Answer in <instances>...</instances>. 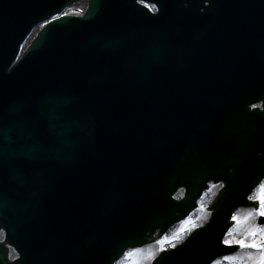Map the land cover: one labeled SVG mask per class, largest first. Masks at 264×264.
Wrapping results in <instances>:
<instances>
[{
  "label": "water",
  "instance_id": "95a60500",
  "mask_svg": "<svg viewBox=\"0 0 264 264\" xmlns=\"http://www.w3.org/2000/svg\"><path fill=\"white\" fill-rule=\"evenodd\" d=\"M79 1L0 0V229L7 231L0 264H115L187 218L213 181L224 188L208 224L153 262L211 264L226 249L235 211L259 207L249 196L264 179V111L249 106L264 100V84L240 66V50L252 56L257 49L239 44L235 22L224 43L205 26L224 15L235 19L238 3L264 0H143L157 4V14L139 0H89L83 16L45 26L13 66L36 26ZM181 27L191 36L175 34ZM188 90L222 108L223 98L246 97L238 100L239 133L232 139L202 120L189 141L185 135L151 147L150 140H171L181 125L175 114L152 111L146 98ZM196 128L222 147L199 154ZM28 185L30 195L22 192ZM180 188L186 195L174 200ZM97 189L102 212H93ZM54 232L68 243L62 253ZM7 244L19 260L8 259Z\"/></svg>",
  "mask_w": 264,
  "mask_h": 264
},
{
  "label": "rangeland",
  "instance_id": "374dc122",
  "mask_svg": "<svg viewBox=\"0 0 264 264\" xmlns=\"http://www.w3.org/2000/svg\"><path fill=\"white\" fill-rule=\"evenodd\" d=\"M88 0H83L82 2L73 4L66 9L64 14L71 15H81L87 9ZM41 29L39 27L29 38V40L24 44L23 50L27 48L30 41L36 36L38 31ZM258 106V105H257ZM222 188V184L212 185L208 190H206L199 201L198 209L185 221L174 226L169 232L159 241L147 247L135 250H129L123 256V258L117 264H152L154 258L164 249L174 248L180 244L184 239L197 227H200L207 223L211 213L208 208L211 206L219 190ZM184 195V190L178 191L176 197L181 199ZM251 200L259 201L260 206L258 210L253 208L250 209H239L233 216L235 221L234 226L230 230L227 239L228 243H240L244 241L243 250L238 252L237 257L241 259L238 264H247L249 261L253 260L252 264H259L261 259L264 258V254L258 258L250 254L247 248L251 247L254 242L260 243L264 241V227L258 225V218L260 215H264V181L257 187V189L250 196ZM5 235L3 232L0 234V239H4ZM11 257L16 258L18 256L17 252L12 248ZM247 254L249 259H247ZM221 260H217V264H220Z\"/></svg>",
  "mask_w": 264,
  "mask_h": 264
},
{
  "label": "bare ground",
  "instance_id": "6f19581e",
  "mask_svg": "<svg viewBox=\"0 0 264 264\" xmlns=\"http://www.w3.org/2000/svg\"><path fill=\"white\" fill-rule=\"evenodd\" d=\"M83 1V0H82ZM81 1V2H82ZM40 25H42V24H39L38 26H36L35 27V29H34V31H36L38 28H39V26ZM164 97L160 100V103H164V104H167V105H169V107H171V108H173V109H175V98L173 97V96H171V95H163ZM260 102H258V103H255V104H253V105H251L252 106V109H255V108H257V109H260V111H264V106H263V104H259ZM257 104H258V106H257ZM250 106V107H251ZM254 107V108H253ZM254 122V121H253ZM245 124H248V126H247V128H250V129H252V128H254V127H252V125H251V123L250 122H246ZM254 132L253 131H250V132H248V135H250V134H253ZM99 196H100V194H99ZM105 197H107L106 195H104ZM96 200H98V199H96ZM82 232V231H81ZM80 232V233H81ZM68 238L69 239H73V236L72 235H70V236H68ZM33 240H34V242L36 241V237H34L33 238ZM73 240H76V239H73ZM56 244V246H55V248L57 249V250H59V252L60 253H62L63 251V247L59 244V243H55ZM54 244V245H55ZM34 249V248H33ZM43 248H38V250L37 249H35V251L37 252V253H39V252H43V251H47V249H44V250H42ZM135 249H137V248H130L129 250H135ZM128 250V251H129ZM68 255V254H67ZM67 255H65V256H63V257H67ZM49 258L51 259V257L49 256ZM57 260H56V258L54 259V261H50V262H56ZM48 263V264H51V263Z\"/></svg>",
  "mask_w": 264,
  "mask_h": 264
},
{
  "label": "flooded vegetation",
  "instance_id": "af4514ba",
  "mask_svg": "<svg viewBox=\"0 0 264 264\" xmlns=\"http://www.w3.org/2000/svg\"><path fill=\"white\" fill-rule=\"evenodd\" d=\"M228 243V242H227ZM228 244H239V243H228ZM240 245V249H239V252L240 251H242L244 248H243V245H241V244H239ZM249 250V251H248ZM247 251L248 252H250V254H252L253 256H251V257H254V256H256V257H260L261 256V253L262 254H264V250H262V251H257V250H255V248H254V246H251V247H249V248H247ZM237 254H238V252L237 253H235V254H233V255H229V256H225V257H223V258H221L220 260H221V262H220V264H238V262L241 260V259H239L238 257H237ZM247 256H248V254H247ZM247 259H249V256L247 257ZM252 262H253V260L251 261H249V263H247V264H252ZM217 264V263H216ZM257 264H259V261L257 260Z\"/></svg>",
  "mask_w": 264,
  "mask_h": 264
},
{
  "label": "snow or ice",
  "instance_id": "6c2138e0",
  "mask_svg": "<svg viewBox=\"0 0 264 264\" xmlns=\"http://www.w3.org/2000/svg\"><path fill=\"white\" fill-rule=\"evenodd\" d=\"M240 243L243 244L244 241H240ZM252 246H254V247H260V248H264V243H255V242H254V244H253ZM260 264H264V258L261 259Z\"/></svg>",
  "mask_w": 264,
  "mask_h": 264
}]
</instances>
